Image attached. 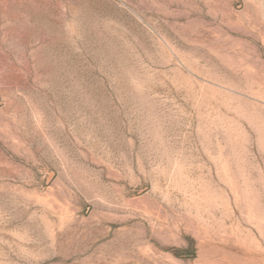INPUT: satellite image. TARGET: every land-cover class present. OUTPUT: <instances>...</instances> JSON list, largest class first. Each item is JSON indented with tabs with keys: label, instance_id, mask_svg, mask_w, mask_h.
I'll list each match as a JSON object with an SVG mask.
<instances>
[{
	"label": "rangeland",
	"instance_id": "obj_1",
	"mask_svg": "<svg viewBox=\"0 0 264 264\" xmlns=\"http://www.w3.org/2000/svg\"><path fill=\"white\" fill-rule=\"evenodd\" d=\"M0 264H264V0H0Z\"/></svg>",
	"mask_w": 264,
	"mask_h": 264
}]
</instances>
